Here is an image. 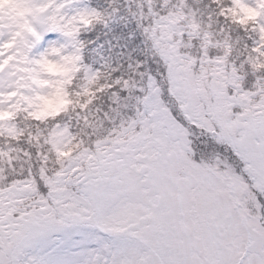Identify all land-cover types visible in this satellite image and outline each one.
<instances>
[{"label": "snow or ice", "instance_id": "1", "mask_svg": "<svg viewBox=\"0 0 264 264\" xmlns=\"http://www.w3.org/2000/svg\"><path fill=\"white\" fill-rule=\"evenodd\" d=\"M0 264H264V0H0Z\"/></svg>", "mask_w": 264, "mask_h": 264}]
</instances>
